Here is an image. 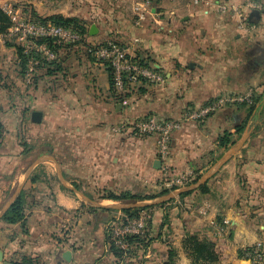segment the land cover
<instances>
[{
	"label": "crops",
	"instance_id": "crops-1",
	"mask_svg": "<svg viewBox=\"0 0 264 264\" xmlns=\"http://www.w3.org/2000/svg\"><path fill=\"white\" fill-rule=\"evenodd\" d=\"M82 1L92 9L78 15L88 23V41L114 40L135 57L142 53L152 61L147 69L163 75V82L149 83L121 101L105 63L81 53L71 55L55 77L36 71L30 87L5 75L0 264L21 256L37 264H116L105 240L116 221L107 219L124 215L111 208L143 201L100 197L105 191L155 192L165 187L166 176L190 180L153 205L154 240L132 264H162L171 247L177 262L190 264L183 249L187 233L213 241L223 264H246L235 253L256 245L264 249V0H150L145 10L148 0ZM249 1L260 5L253 10L259 18L250 21L249 12L243 27L235 13L221 10L243 9ZM250 91L253 97L263 95L253 110V100L227 103L174 131L160 169L153 166L156 138L133 130L144 119L176 121L189 109ZM227 133L233 144L245 141L222 162L233 145L218 146ZM23 192L24 219L8 224L4 215Z\"/></svg>",
	"mask_w": 264,
	"mask_h": 264
},
{
	"label": "built area",
	"instance_id": "built-area-1",
	"mask_svg": "<svg viewBox=\"0 0 264 264\" xmlns=\"http://www.w3.org/2000/svg\"><path fill=\"white\" fill-rule=\"evenodd\" d=\"M149 1L142 4L143 10L148 7ZM194 2H197V0H194ZM259 8L260 5L256 1H249L244 5L243 9L229 5L228 7H222L221 10L229 9L230 12L235 13L241 20L240 27H243L247 14ZM2 10L8 15L10 20V27L3 38L13 41L26 58V66L21 79L25 87H30L34 84L35 73L41 61L53 62L59 58L61 51H58L57 46L73 47L85 39L77 29L29 19L24 12L14 9L9 3H5L2 6ZM85 49L96 61L109 64L112 69L114 89L119 93L126 90L125 76L128 77V81L131 84L138 82L140 78L145 79L150 84L163 82V75L139 66L135 56L130 53L128 47L121 43L109 40L104 45L91 43ZM252 100V91L245 95L221 97L204 107L189 109L179 120L167 122L159 121L152 117L148 120L137 122L133 130L138 136H154L156 138L158 160L164 161L168 156L172 133L180 129L184 123L203 119L227 103H252ZM189 178L188 176L171 177L167 180L166 176L161 182L166 188H170L177 186V184L188 182ZM119 218L116 219L112 226V237L116 245L124 247L125 244L122 238L127 235L141 234L145 229V222L143 217L127 223H121ZM251 248V250L245 252L244 256L246 259L251 260L253 264H259L264 254L261 246L256 245Z\"/></svg>",
	"mask_w": 264,
	"mask_h": 264
},
{
	"label": "trees",
	"instance_id": "trees-1",
	"mask_svg": "<svg viewBox=\"0 0 264 264\" xmlns=\"http://www.w3.org/2000/svg\"><path fill=\"white\" fill-rule=\"evenodd\" d=\"M35 21L38 22H50L58 26L69 27L72 29H77L79 32L85 37L84 41L78 43L75 46L71 47H63L57 46L58 51H61V55L56 61L53 62H46L41 61L40 65L37 67V73L42 72L45 76H53L62 73L64 71V63L71 55H77L81 53L82 56L88 58L89 60H95L91 54L87 52L85 47H89L91 42L88 41V24L78 18H64L62 16H53L50 18H34ZM10 27V20L8 15L0 8V36H4ZM114 41V40H113ZM116 42V41H115ZM6 48H13L15 51V67L18 73L17 77L20 80L23 77L24 69L26 66V58L22 54L21 49L13 44L14 42L11 40H4ZM99 45H104L105 43H97ZM136 60L139 66L144 68H152V61L149 57H145L142 53H136ZM107 71L109 73L110 84L113 90V81H112V69L110 68L108 63H105ZM36 77H34L35 83ZM126 83V90L122 93L115 92L117 98L121 101L125 100L126 98L131 97L134 93H139L142 89L146 88L149 84L145 79L140 78L138 82L131 84L128 81V77L125 76L124 78ZM263 96V95H262ZM262 96H254L253 97V104L250 106V110H253L254 104L260 102ZM146 120V119H144ZM143 120V121H144ZM5 134V127L0 121V146L3 141ZM231 134L227 133L219 138L218 146L221 148H227L229 145L233 144V139L231 138ZM198 177L192 182H195ZM34 181V180H33ZM175 187L171 189H167L166 187H160L155 192L149 193H139V194H131L130 192L122 191L120 193H114L111 191H105L104 194L100 197L102 199H109L113 201H151L160 196L168 194L169 190H173ZM201 189H204L203 187ZM189 192L182 193L180 197L187 196ZM153 209V206H146V207H134L122 210L124 215L123 217L119 218L121 223H127L131 220H137L140 217L144 218L145 222V229L141 234H134V235H127L122 238L123 243L125 244L124 247H120L115 244V241L112 237V227L106 230V243L108 245L109 252L115 257L117 260L116 264H132L133 261H141L140 253H145L147 249L151 246L154 238L150 235V221L151 215L150 210ZM24 211H25V199H24V192L21 193L19 198L11 205V207L7 210L4 215V221L8 224H15L22 222L24 219ZM115 213V210H109L108 214ZM167 216L165 215L163 218V224L166 223ZM107 221H116L115 217H110ZM183 249L189 255L193 263H200V264H212L218 261V253L216 251L215 243L211 241L207 237H199L196 234H185L183 238ZM252 248H246L239 252L241 257H245V252L251 250ZM176 255L175 250L171 247L168 252L166 260L162 264H172L173 259ZM129 260V261H128ZM11 264H37L35 258H31L28 256H21L20 259L14 260Z\"/></svg>",
	"mask_w": 264,
	"mask_h": 264
},
{
	"label": "rangeland",
	"instance_id": "rangeland-1",
	"mask_svg": "<svg viewBox=\"0 0 264 264\" xmlns=\"http://www.w3.org/2000/svg\"><path fill=\"white\" fill-rule=\"evenodd\" d=\"M5 3H9L14 9L19 10L20 12H24L25 15L29 19L31 18L32 20H35L34 19L35 17L46 19V18H50L53 16H62L64 18L73 19V18H78V15H80L81 11L88 12V13L89 12L91 13L92 11L91 6H90L91 4L89 3L85 4L83 3L82 0H0L1 9ZM35 9H38V10H35ZM4 40L5 38H3V36H0V76L3 77V78H0V88L1 90L5 92V75L6 76L9 75V77L10 76L16 77L18 73L15 67V51L13 48H11V51L13 54L9 50L6 51ZM6 58H12L11 62L5 63ZM16 88L17 86L16 87L14 86L15 93H17ZM3 99H5V96H3ZM34 160L35 158L32 157L29 160V163L33 162ZM44 166L47 167L49 166V164H45ZM235 255L237 256V258L246 262V264H253L251 260H248L245 257H241L239 255V252L235 253ZM187 256L189 257L188 254ZM176 259H177V255H175L172 264H180V262H177ZM189 260H190V264H196L192 262L190 257H189ZM212 264H223L222 256L218 254V261ZM259 264H264V254H263L262 260L259 261Z\"/></svg>",
	"mask_w": 264,
	"mask_h": 264
},
{
	"label": "water",
	"instance_id": "water-1",
	"mask_svg": "<svg viewBox=\"0 0 264 264\" xmlns=\"http://www.w3.org/2000/svg\"><path fill=\"white\" fill-rule=\"evenodd\" d=\"M258 18H259V13L257 11H253L249 16L250 21H255ZM95 33H96V27H95V25H92L90 27V30H89V35L92 36ZM244 141H245V137H243V139H241L239 142H236L235 144H233L232 147L229 149V151L222 157V162L226 161L228 158H230L232 155H234L239 150V148L243 145ZM153 166L155 169H160L161 168V161L158 159L155 160L153 163ZM166 200H167V196H163V197L156 198V199L149 201V202L143 201V202H138V203H134V204H130V205H123L121 207H112L111 209L124 210V209L134 208V207L153 206L156 204L163 203ZM1 255L2 254L0 252V256ZM64 258L66 260H70V253L69 252L64 253Z\"/></svg>",
	"mask_w": 264,
	"mask_h": 264
}]
</instances>
